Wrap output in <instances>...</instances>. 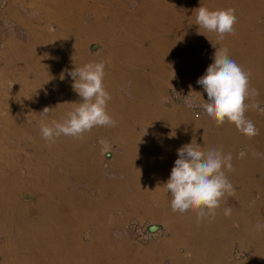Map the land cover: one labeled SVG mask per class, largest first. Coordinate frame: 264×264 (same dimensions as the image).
I'll list each match as a JSON object with an SVG mask.
<instances>
[{
  "label": "crops",
  "instance_id": "0c3cea01",
  "mask_svg": "<svg viewBox=\"0 0 264 264\" xmlns=\"http://www.w3.org/2000/svg\"><path fill=\"white\" fill-rule=\"evenodd\" d=\"M0 1V14L14 25L0 33V140L4 151L17 147L12 157L0 155V264H264V229L255 227L264 223V0ZM201 5L235 9L234 33L219 40L199 28L193 10ZM218 47L259 92L260 109L245 114L254 137L169 101L172 90L207 101L197 80ZM101 61L111 95L106 111L117 123L84 133L76 164L65 150L52 152L66 139L34 137L42 106L59 121L70 103L82 102L68 71ZM8 114L11 127L3 122ZM17 117L30 127L22 129ZM20 131L27 140L12 141ZM193 139L233 157L225 175L235 195H225L214 219L172 212L163 187L177 150ZM101 140L113 149L106 166ZM27 176L39 180L24 185ZM22 192L31 200L20 202ZM130 221L156 228L159 237L147 245L114 241L112 231Z\"/></svg>",
  "mask_w": 264,
  "mask_h": 264
},
{
  "label": "clouds",
  "instance_id": "9594fccd",
  "mask_svg": "<svg viewBox=\"0 0 264 264\" xmlns=\"http://www.w3.org/2000/svg\"><path fill=\"white\" fill-rule=\"evenodd\" d=\"M193 12L196 14V25L219 40L234 33L237 22L235 9L209 10L201 5ZM213 61L197 80L207 94V101L201 98L200 93L194 94L200 97L207 116L218 126L227 121L243 135L249 138L256 136L257 128L245 115L250 108L260 109L259 101L255 99L259 92L250 88V73L229 57L226 48H216ZM104 69L105 64L101 61L89 62L68 71L73 80L72 89L82 102L70 103L74 107L59 121L52 120L50 123L48 114L51 109L45 107L39 122L42 139L48 143H54L61 135L80 139L94 127L116 126L117 122L106 111L111 95L103 84ZM100 143L103 153L110 155L109 142L101 140ZM177 156L170 177L163 185L172 197L171 211L180 214L193 211L198 219L206 215L214 219L225 195H235L234 186L225 175V171L234 170L231 153L216 148L204 150L193 139L177 150ZM231 212L230 206L225 207V216L231 215ZM255 227L257 230L264 229V223L258 222Z\"/></svg>",
  "mask_w": 264,
  "mask_h": 264
},
{
  "label": "rangeland",
  "instance_id": "374dc122",
  "mask_svg": "<svg viewBox=\"0 0 264 264\" xmlns=\"http://www.w3.org/2000/svg\"><path fill=\"white\" fill-rule=\"evenodd\" d=\"M3 1H0V10H1V8L3 7ZM3 15V14H2ZM1 14H0V23H1V21H3L4 22V26H3V24H0V33L2 32H6V33H8V32H12L11 31V29L13 30L14 29V25H12V23H10L7 19V17L5 16V15H3L2 16ZM5 26H7L6 28H5ZM14 31H16V29L14 30ZM0 36H1V34H0ZM91 46L92 45H90V44H86L85 45V47L88 49V50H90L91 51ZM88 53H89V51H87ZM183 95V94H189L190 95V93H188V92H183V93H180V92H178V91H176V90H172V91H170V99H169V101L171 102H173L174 104H176V106H179V107H185L184 105H182V104H179V103H176V102H174L175 100H174V97L176 96V95ZM196 97V96H195ZM197 98V97H196ZM197 100L198 101H200L198 98H197ZM201 103H203L202 101H200ZM45 107H48V106H42V110L45 108ZM49 108V107H48ZM186 108V107H185ZM10 109V108H9ZM31 110H33L34 109V107H33V104H32V107L30 108ZM7 117V118H6ZM6 117H4L3 118V121H4V123H5V125L6 126H9V127H11L12 126V120L10 119V118H8L9 117V114L6 116ZM16 120H17V122H16V120H15V123H17V125H19L22 129H25L26 130V128L30 125V121L28 122L27 121V119H26V117H17V118H15ZM6 121V122H5ZM10 122V123H9ZM48 122L50 123L51 122V120H50V118H48ZM8 124V125H7ZM30 127V126H29ZM21 134H23V132L22 131H20V133H19V135L16 133L15 135V137H12V141H17V140H22V141H26L27 139L26 138H23V137H21ZM27 134H30V132H27ZM84 135V134H83ZM41 136V134L40 133H36L35 134V137L34 138H40V140L42 141V142H46L44 139H41L42 137H40ZM83 138V137H82ZM59 139H66L67 141H69L68 142V144L66 145V144H64V143H57V144H55V149L52 151L53 153L54 152H57L58 153V151H60V149H63V151L62 152H64V150L68 153V154H70V155H73V156H71V158L69 159L71 162H73L75 159H77L78 161H76V164H78V162H81L82 161V158H81V160H80V158L78 157V156H76V155H78L81 151H82V148H80L78 145H81V140H83V139H79L80 141H77L78 139L77 138H73V137H70V136H64V135H61L60 137H59ZM8 142H10V140L8 139ZM24 143V145H27L28 146V153L31 151V149H32V147H31V144L30 143H27V142H23ZM19 144V143H18ZM1 145H2V140H0V155L2 154L3 155V157H12L14 154H15V150H17V147H9L10 148V152L8 151V150H5L4 151V149H2L1 148ZM12 146H14V144H12ZM14 148V149H13ZM3 150V151H2ZM8 153H7V152ZM38 147L35 145V149H34V151H33V154H35V155H38ZM77 151H78V153H77ZM5 152H6V154H5ZM10 153V154H9ZM112 153H113V149L111 150V154L108 156V155H105L104 153H103V158H104V166H106L107 165V163L110 161V159L112 158ZM39 155H41V154H39ZM38 155V156H39ZM78 157V158H77ZM80 160V161H79ZM0 164H2V163H0ZM29 169V168H28ZM26 170H27V168L25 167V166H21V169L20 170H18V171H20V173H23V174H26L27 172H26ZM19 175L20 174H18V178H17V180H12V183H13V190H15V194H16V190H19L18 189V187H17V182L19 181ZM37 180H39V179H34V178H32V179H30V177L29 176H27V179H22V181H24V185H26V184H28L29 186L31 185V183H34V182H36ZM78 180V179H77ZM11 188V185H10V189H12ZM24 194V199L22 198V195ZM18 200H20V202L21 201H23V202H26V201H29V200H31V196H30V194H28V193H26V192H22V193H19L18 194ZM22 198V199H21ZM134 228H136V229H139L140 231H142L143 233H146L147 232V230H148V228H149V226H147V225H144V224H140V223H138V222H135V221H130L125 227L123 226L122 228H120V229H114L113 231H112V239L114 240V241H120V240H127V241H131V242H133L134 244H138V245H147V244H149V243H152L154 240H156L158 237H159V234H157L158 232H155L154 231V234H151L152 236H150L149 238H145L144 236L142 237V236H139V238L136 236V234H135V231H133V229ZM82 238H83V241L85 242V241H90L91 240V234H90V231H84L83 232V235H82ZM95 244V242L94 243H92L90 246H93ZM0 263H1V261H0Z\"/></svg>",
  "mask_w": 264,
  "mask_h": 264
},
{
  "label": "built area",
  "instance_id": "2783aa9c",
  "mask_svg": "<svg viewBox=\"0 0 264 264\" xmlns=\"http://www.w3.org/2000/svg\"><path fill=\"white\" fill-rule=\"evenodd\" d=\"M0 24H3L4 22L1 21ZM7 26H5L6 28ZM8 28V27H7ZM174 102L184 105L186 108L191 109L194 112V115L196 118H200L203 116L205 110L202 106L203 103L197 100L195 96L189 95V94H183V95H176L174 97ZM133 231H135L136 236L139 238V236H144L145 238H149L152 236L151 234H154V232L150 231V228H148L146 233H143L139 229L134 228Z\"/></svg>",
  "mask_w": 264,
  "mask_h": 264
},
{
  "label": "water",
  "instance_id": "95a60500",
  "mask_svg": "<svg viewBox=\"0 0 264 264\" xmlns=\"http://www.w3.org/2000/svg\"><path fill=\"white\" fill-rule=\"evenodd\" d=\"M155 229H156V228H154V229H153V228H151V229H150V231H151V232H154V231H155Z\"/></svg>",
  "mask_w": 264,
  "mask_h": 264
},
{
  "label": "bare ground",
  "instance_id": "6f19581e",
  "mask_svg": "<svg viewBox=\"0 0 264 264\" xmlns=\"http://www.w3.org/2000/svg\"><path fill=\"white\" fill-rule=\"evenodd\" d=\"M6 118H7V117H6ZM3 122H4V121H3ZM5 122H6V121H5ZM9 123H10V122H9ZM7 125H8V124H7ZM2 151H3V150H2ZM6 152H7V151H6ZM6 152H5V154H6ZM9 152H10V151H9ZM7 153H8V152H7ZM9 154H10V153H9ZM77 158H78V157H77ZM80 160H81V159H80ZM80 160H79V161H80Z\"/></svg>",
  "mask_w": 264,
  "mask_h": 264
}]
</instances>
